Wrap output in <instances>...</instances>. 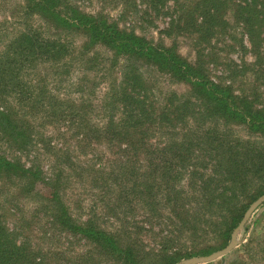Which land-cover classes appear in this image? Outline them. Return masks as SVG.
Here are the masks:
<instances>
[{
    "label": "trees",
    "instance_id": "obj_1",
    "mask_svg": "<svg viewBox=\"0 0 264 264\" xmlns=\"http://www.w3.org/2000/svg\"><path fill=\"white\" fill-rule=\"evenodd\" d=\"M123 3L148 23L166 18L165 36L190 37L194 61L77 0H25L28 14L82 31L81 52L102 46L114 62L142 61L186 85L187 95L157 97L133 65L96 107L89 75L71 77L66 43L35 26L8 41L0 49V264H176L223 248L264 193V144L251 138L264 136V0ZM235 46L253 60L223 57ZM216 66L221 76H212ZM247 71L256 85L234 87ZM71 177L87 184L85 217L68 202ZM32 224L56 250L32 242ZM74 243L85 249L71 250Z\"/></svg>",
    "mask_w": 264,
    "mask_h": 264
},
{
    "label": "rangeland",
    "instance_id": "obj_2",
    "mask_svg": "<svg viewBox=\"0 0 264 264\" xmlns=\"http://www.w3.org/2000/svg\"><path fill=\"white\" fill-rule=\"evenodd\" d=\"M77 4L84 11L94 13L101 12L108 15L109 18L115 20L121 28L123 27L127 30L134 31L136 34L143 36L151 42L163 43L167 46L175 44L180 55L188 61H194L195 51L190 37L175 35L167 37L160 33V29L166 24V18H152L153 22L148 23V21L142 20L132 8L125 6L123 0H77ZM123 9H125V12ZM28 26L39 28L45 36L59 39L71 48L72 57H74V59L70 61L71 77L75 79L80 77L81 74L89 75L91 84L94 83L96 86L94 87V94L91 96L93 97V103L96 104V107L103 98L104 92L108 90V86L113 83V80L115 84L118 83L122 71L126 70V66L133 65L140 70L143 78L147 81L150 88H153L157 97H162L168 92H176L180 96L187 95L188 88L186 85L175 81L170 78L168 74L159 71L154 66L146 65L142 61L118 58L114 62L111 52L102 46H95L88 51L84 49L81 52L82 46L86 42V36L82 31L56 28L39 14H28L25 0H0V49ZM236 38H238L237 34ZM225 50L222 52L223 57L227 54L228 57L237 61L243 59L247 61L253 60L252 54L241 52L238 46H235L230 52L227 49ZM81 61H86L82 64L83 66L80 65ZM83 69H86V71ZM221 70V66L212 68V76H221ZM241 78L242 79H237L238 81L234 83V87L245 86V83H243L244 81L247 83L246 86L248 88H251L249 86L253 87L256 85L254 74L251 71L244 72ZM90 82L87 83L86 86H90ZM62 93L64 94V92ZM66 96L69 98H79L80 94L77 92H69ZM82 97H85V95L83 94ZM232 129L241 136H247V133L241 126H232ZM251 138L257 139L264 144V136L257 137L251 135ZM96 148H100L101 154H103L104 151V154L106 153L107 155L105 148L100 146ZM97 156L99 158L101 155L98 153ZM22 158L26 162L29 161L24 154H22ZM87 158L88 155H82L78 157V160L83 162ZM97 165L104 166V158L98 160ZM68 186V202L71 204L73 215L85 217L86 214H89L88 208L90 204L89 190L87 189L85 180L80 181L78 177H71ZM0 198L3 197L0 196ZM23 211L27 219L31 217V207L29 205H27ZM106 225L108 229L115 227V224L111 225L109 222L106 223ZM42 230H44V227L40 229L38 226L32 224L31 233L28 237L32 242L37 246H41L44 250L49 252L56 250V245L48 247L46 241H41L43 237L41 236ZM27 232H24L26 236ZM239 238V244L224 257L214 260V264H228L231 261L239 260L244 262V264H264V205H260L253 212L244 226V232L239 235ZM218 242L219 241H216L214 244L217 245ZM70 249L80 252L84 250L85 247L79 243H74L71 245ZM51 263L53 264L54 261Z\"/></svg>",
    "mask_w": 264,
    "mask_h": 264
},
{
    "label": "water",
    "instance_id": "obj_3",
    "mask_svg": "<svg viewBox=\"0 0 264 264\" xmlns=\"http://www.w3.org/2000/svg\"><path fill=\"white\" fill-rule=\"evenodd\" d=\"M263 203H264V193L261 196H259L256 200H254L245 210L241 220L239 221L237 226L232 230L228 243L223 248L216 250L208 255L183 259L176 264L208 263L228 254L232 249H234L239 244L240 242L239 235H241L244 232V226L246 222L251 217L253 212Z\"/></svg>",
    "mask_w": 264,
    "mask_h": 264
}]
</instances>
